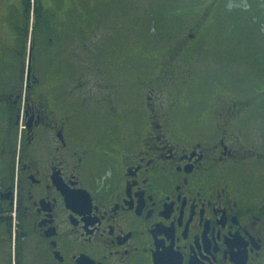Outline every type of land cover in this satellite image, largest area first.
Here are the masks:
<instances>
[{"label":"flooded vegetation","instance_id":"flooded-vegetation-1","mask_svg":"<svg viewBox=\"0 0 264 264\" xmlns=\"http://www.w3.org/2000/svg\"><path fill=\"white\" fill-rule=\"evenodd\" d=\"M113 1L0 0V264H264V90L179 105L207 12L112 54L92 19Z\"/></svg>","mask_w":264,"mask_h":264},{"label":"rangeland","instance_id":"rangeland-1","mask_svg":"<svg viewBox=\"0 0 264 264\" xmlns=\"http://www.w3.org/2000/svg\"><path fill=\"white\" fill-rule=\"evenodd\" d=\"M112 3L104 9L103 18L92 19V23L101 22L94 24V29L103 35L107 33L112 54L132 51L146 54L148 48L141 49L137 45L148 40L156 44L152 52L160 54L187 32L204 11H208L209 4H213L212 18L208 14L205 16L195 49L176 61L182 72L188 74L191 69L194 72L188 91L171 96L179 105L184 107L190 103L202 107L214 95L219 84H228L238 97L252 96L264 90V0H224L223 5L229 4L227 9H223L221 3L222 7L219 6L218 0L214 3L213 0H114ZM132 10L135 13L130 18L125 13L119 16L121 12ZM234 10L238 11L237 15L231 13ZM125 21H129L132 27L125 28ZM44 22L42 18L32 20L30 28L36 34L51 30L56 47L71 44L63 32L44 26ZM10 78L8 76L7 80ZM164 95L170 99L168 92ZM257 110L250 123L251 136L246 134L244 140L252 143L255 139L263 144L264 98L257 105ZM183 113L189 115L187 119L191 118L190 112Z\"/></svg>","mask_w":264,"mask_h":264},{"label":"trees","instance_id":"trees-1","mask_svg":"<svg viewBox=\"0 0 264 264\" xmlns=\"http://www.w3.org/2000/svg\"><path fill=\"white\" fill-rule=\"evenodd\" d=\"M202 1H204V0H202ZM215 1H216V0H215ZM223 1H224V0H223ZM223 1H222V0H218L219 6L222 7V5H223ZM225 1H227V0H225ZM213 3H214V0H213ZM220 3H221L222 5H221ZM228 6H229V4L227 3V4L223 5L222 8H223V9H224V8L227 9ZM208 7H209V8H208ZM208 7H207L208 9L206 8L208 11H204V12H207L208 16L211 17V15H213V13L211 12V11H212V8H213V4H209ZM221 11H222V13L225 12V14H227V12H226L225 10H221ZM221 11H220V12H221ZM204 12H203L202 15H204ZM231 13H232L233 15H237L238 11H237V10H234V11L231 12ZM211 18H212V17H211ZM239 19H241V18H239ZM204 23H205V22H204Z\"/></svg>","mask_w":264,"mask_h":264}]
</instances>
